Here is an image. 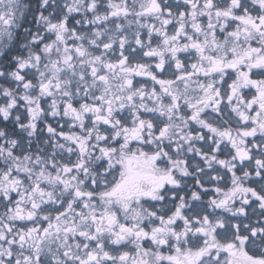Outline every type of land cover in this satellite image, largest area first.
I'll use <instances>...</instances> for the list:
<instances>
[{
  "label": "snow or ice",
  "instance_id": "snow-or-ice-1",
  "mask_svg": "<svg viewBox=\"0 0 264 264\" xmlns=\"http://www.w3.org/2000/svg\"><path fill=\"white\" fill-rule=\"evenodd\" d=\"M0 264H264V0H0Z\"/></svg>",
  "mask_w": 264,
  "mask_h": 264
}]
</instances>
